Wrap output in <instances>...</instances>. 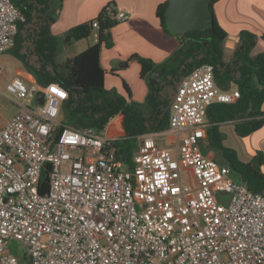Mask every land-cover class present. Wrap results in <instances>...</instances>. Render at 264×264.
<instances>
[{
	"label": "built area",
	"instance_id": "obj_1",
	"mask_svg": "<svg viewBox=\"0 0 264 264\" xmlns=\"http://www.w3.org/2000/svg\"><path fill=\"white\" fill-rule=\"evenodd\" d=\"M102 14L129 17L113 4ZM25 18L13 0H0V54L15 47ZM93 28L98 42L96 19ZM3 71L0 63V77ZM30 82L17 74L6 86L20 109L0 126V264H264V194L201 146L208 107L240 97L238 88L217 85L212 64L183 78L169 128L138 135L131 164L111 121L101 131L65 124L59 116L68 92ZM167 135L177 138L174 146L157 141ZM10 240L26 247V262Z\"/></svg>",
	"mask_w": 264,
	"mask_h": 264
},
{
	"label": "trees",
	"instance_id": "obj_2",
	"mask_svg": "<svg viewBox=\"0 0 264 264\" xmlns=\"http://www.w3.org/2000/svg\"><path fill=\"white\" fill-rule=\"evenodd\" d=\"M25 14L20 23L16 45L12 54L32 74L42 86L58 83L67 92L61 108L63 123L78 129L103 130L115 116L120 117L124 138L117 142L122 159L129 164L135 146H125L137 142L138 135L159 133L170 126L171 105L180 82L196 66L209 63L214 66L217 85L222 89L235 86L240 97L233 103L215 102L207 109L209 126L201 142L204 152L214 151L221 157L222 164L231 167L236 180L245 182L250 189L264 194V152L258 150L249 161H243L237 151L224 143L223 123L233 122L235 132L246 137L264 125V51L252 55L259 38L264 34L244 30L240 33L238 45L230 61L224 59L223 43L227 31L219 24L214 13V24L200 30H192L180 38V46L164 63L157 64L149 58L133 54L129 60H136L140 66V76L148 79L154 71L166 70L153 85L144 102L133 100L129 85L123 87L127 97L105 84V70L101 65L100 53L103 47L113 46L111 29L117 24L100 14L99 39L83 52L58 62L59 41L52 33L56 17L48 15L55 1L51 0H13ZM214 12V4L219 0H206ZM170 0L157 8V16L166 33H171L166 24V10ZM93 22L89 21L69 29L65 40L73 41L87 38L93 34ZM46 165L41 178V192L48 191V170ZM23 261V260H21Z\"/></svg>",
	"mask_w": 264,
	"mask_h": 264
},
{
	"label": "crops",
	"instance_id": "obj_3",
	"mask_svg": "<svg viewBox=\"0 0 264 264\" xmlns=\"http://www.w3.org/2000/svg\"><path fill=\"white\" fill-rule=\"evenodd\" d=\"M165 1L55 0L51 9L53 13H57V17L52 25V33L54 36L57 35V40H60V37H65V33L69 29L95 20L103 13L108 4L126 10L129 14L128 19L117 22L111 29L113 46L102 48L100 61L106 73L107 88L116 89L120 93L121 82L123 85L125 81L131 89L133 100L144 102L149 92L150 83H148V79H143L140 76V64L136 60H129V58L133 54H139L161 64L169 59L180 46L181 40L178 35L166 33L157 16L158 6ZM214 13L219 24L227 31V38L223 43L225 61L232 59L242 31L247 30L258 36L264 34V0H219L214 4ZM89 38L90 36L81 38L69 44L72 49L69 50L64 60L60 58L62 49L60 47L57 56L58 62L64 63L68 58L83 52L90 45L96 43L95 40L90 41ZM262 51H264V39L259 38L251 54L256 55ZM123 62H127V64L121 65ZM17 74L28 81H36L35 77L26 71L23 64L21 68L17 69ZM235 88L231 87L230 89ZM125 96L127 97V94ZM262 109L264 111V104ZM220 129L222 132L228 133V137L236 140L235 136L238 135L233 122L223 123ZM244 139L251 152L247 153L245 157L242 153L239 154L241 159L248 161L256 151L264 152V125Z\"/></svg>",
	"mask_w": 264,
	"mask_h": 264
},
{
	"label": "rangeland",
	"instance_id": "obj_4",
	"mask_svg": "<svg viewBox=\"0 0 264 264\" xmlns=\"http://www.w3.org/2000/svg\"><path fill=\"white\" fill-rule=\"evenodd\" d=\"M55 37L57 38V35ZM89 39L90 41H94L93 35H91ZM58 41H59V50H60V47H62L60 51V58L64 60L67 57L69 50L72 48H70L71 46L69 45V43L66 42L64 36L60 37V40L58 39ZM0 63L4 65V71L0 77V126H2L6 123L8 119H10L20 109V99L14 96L13 94H11L10 92H8V90L6 89V86L8 82L14 76L17 75V69L22 67V62L17 57H15L10 51L8 53L0 54ZM25 83L29 88L32 86V83L26 79H25ZM233 87L235 88V86ZM120 94L123 96L126 95V91L122 85V82H121V87H120ZM29 98L31 100L29 108H34L36 105L34 95L31 94ZM59 120L63 121L62 113L59 116ZM111 122L113 124L112 126L117 129V131L115 132L120 134L121 136H124L125 134H124V131L120 123V117L118 115L115 116L114 118H112ZM223 133L225 137L224 143L227 146L234 148L237 151L240 158L241 156L239 153H242L243 156L245 157L247 156V153L251 152L250 147L248 143L245 141L244 137L235 136L236 137V140H235L234 138L228 137V133H226L225 131H223ZM163 137L164 136L156 137L157 141L162 146L172 147L177 142V138L174 135H167L165 138ZM127 145L132 146V147L135 145L137 146V142L131 141L130 143H125V146ZM207 153L210 154L217 161L222 162L221 157L218 154H216L214 151H209ZM243 161H246V160H243ZM182 175L184 179L192 181V175L190 174L189 171H185ZM237 178L239 177L235 176V179ZM9 247L11 251L14 254H16L21 260H23L24 262L27 261L26 247L21 242L17 240H10Z\"/></svg>",
	"mask_w": 264,
	"mask_h": 264
},
{
	"label": "water",
	"instance_id": "obj_5",
	"mask_svg": "<svg viewBox=\"0 0 264 264\" xmlns=\"http://www.w3.org/2000/svg\"><path fill=\"white\" fill-rule=\"evenodd\" d=\"M55 0H51L53 3ZM48 15L57 17V13H53L52 9ZM166 24L169 31L176 35H183L192 30H200L210 27L214 24V12L208 5L206 0H170L166 10ZM127 62L121 63L126 65ZM166 70L163 67L160 71L152 72L148 81L152 85L158 82ZM36 99L40 103H44V92L38 91Z\"/></svg>",
	"mask_w": 264,
	"mask_h": 264
},
{
	"label": "bare ground",
	"instance_id": "obj_6",
	"mask_svg": "<svg viewBox=\"0 0 264 264\" xmlns=\"http://www.w3.org/2000/svg\"><path fill=\"white\" fill-rule=\"evenodd\" d=\"M113 124H112V122L110 123V126H109V128H110V132H115V131H117V129L115 128V127H113L112 126Z\"/></svg>",
	"mask_w": 264,
	"mask_h": 264
}]
</instances>
